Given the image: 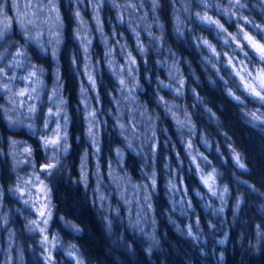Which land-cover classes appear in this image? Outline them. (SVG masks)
I'll return each instance as SVG.
<instances>
[{
	"label": "trees",
	"instance_id": "trees-1",
	"mask_svg": "<svg viewBox=\"0 0 264 264\" xmlns=\"http://www.w3.org/2000/svg\"><path fill=\"white\" fill-rule=\"evenodd\" d=\"M52 2L55 10H51L64 27L60 40L55 43L50 35L41 36L37 46L49 53L50 60L46 57L38 63L34 52L27 65L31 71L34 64L42 70L45 88L52 85L53 71L59 76L69 151L49 157L40 148L39 130L34 136V129L26 125L10 127L2 112L5 94L0 92V264H67L69 260V264L78 260L82 264H264V103L246 90L240 78L242 70L252 78L264 69V61L244 37L246 32L264 44V0H240L243 7H237L235 0H157L156 7L152 0H98L95 5L102 2L104 9L94 17L88 14L92 10L88 0H77L70 15L73 22L80 19L77 6L87 2L88 9L81 14L88 28L75 34L66 29L69 19L61 1ZM0 4L12 17L11 2L0 0ZM202 17L218 21L222 29ZM14 22L0 21V31L13 32L0 40V53L9 47L5 41L14 44L0 62L11 77L15 73L7 61L34 46L15 18ZM131 37H136L135 45L126 48L135 63L117 66L123 43ZM116 68L129 70L130 77L122 81H135L139 87L133 104L122 96L128 97V92L121 94ZM47 92L37 114L38 128L45 111L54 109L48 105ZM121 108L127 127L118 125ZM87 110L95 117L93 133H97L91 136L86 132ZM130 136H145V142L128 144ZM14 139L30 144L35 170L19 174L12 170L8 145ZM92 146L100 147L97 162L105 172V183L106 178L114 181L116 154L119 158L127 152L123 170L128 176L122 180L133 182L143 202V193L149 195V209L144 208L153 223L149 228L134 223L139 222L138 214L125 205L110 202L119 209L105 208L101 198H116V192L93 189L90 177L81 176L80 164L91 160ZM148 154L153 156L152 166L143 161ZM51 158L55 162L51 172H38ZM145 169L147 174L155 173L153 181ZM30 171L39 173L47 187L51 211L44 229L47 243L32 228L35 225L31 227L33 221L35 227L42 225L37 212L26 213V207L12 201L8 192H17ZM209 172L215 173L217 187L226 194L221 199L201 182L199 176ZM172 185L175 193H168ZM54 241L58 244L52 247Z\"/></svg>",
	"mask_w": 264,
	"mask_h": 264
},
{
	"label": "rangeland",
	"instance_id": "rangeland-1",
	"mask_svg": "<svg viewBox=\"0 0 264 264\" xmlns=\"http://www.w3.org/2000/svg\"><path fill=\"white\" fill-rule=\"evenodd\" d=\"M8 1L11 2V6H13L12 17H11V12H9V11L3 12L2 18H0V21L1 22L3 21L4 23H8L9 20L12 18V22H14V18H15L18 21V24L20 25V27L27 33V34H25L26 37L28 36V39H30V42L32 44H34V46H30V49H27L28 53H27V51H25V52L23 51L25 53L24 56H20L18 58H15V60L19 61V64L21 66H16L13 64V66H12L13 71L12 72L15 73L14 77L19 76V73H21V76H19V78L16 77L15 79H12V77L9 76V74L6 71H4L3 76H0V92L5 94L4 99L6 100V104H5V106H3V110H2V112L4 114L3 115L4 120L10 125V127L18 128V127L26 125L29 128L34 129L31 132L32 135L35 134V132H36L35 130H39L38 132L41 133V135H39V137H38L40 139V148L42 149V152L44 154L49 155V157H51V154L52 155L61 154V156L66 155L69 151V143L67 142V139L66 140L61 139L60 144L56 148H53L51 146H49L48 148H45L44 143H43L45 136H47L48 138H54L53 134L56 131L58 125L60 126V129H61L60 136L64 137L66 135V138H68L69 122L66 119L67 116L65 117V115H64L63 99L59 95V91H60L59 76H57L54 71L52 72V76L50 77V84H52V85H50L49 88H45V85L43 84V78L40 77L43 74L42 71L39 72L38 76L34 80L26 79V77H28V75H29V72L31 71L30 67L27 65V60L30 59V57L32 58V55L34 52H36V54L39 55V58L38 57L35 58L36 62L40 63L41 60L45 59L46 57H48L47 61L50 60L49 53L47 51H44V49H41L39 46H37V44H38L37 42H38V40L43 41L41 36L47 37L48 35H50L49 38H52L55 43H58L60 40V35L62 33V30L64 29V27L62 28V23H61L62 20L60 19V17L57 20V13L52 11L50 3H47V1H49V0H8ZM60 1H61L60 5L64 6L65 11H66L67 16H68V19H69V25L67 26L66 29H68V31L70 30L72 34H75V30H77V29L81 30V29L86 28L88 24H87V22H85L84 18L82 17L83 14H81V13L82 12L86 13V10L88 9L87 2H84L82 7H81V5L77 6V8L80 12V15H79L80 19L77 18L73 22L72 17L70 15V12L72 11V9L76 10V6L73 5V3H75L77 0H74V1L70 0V2L72 3V7H70L68 0H58V2H60ZM96 2H98V0H88L89 6H92V10L88 14H92V17H94V15L96 13L98 15V13H100V11H102L104 9V4H102V2L98 3L97 6L95 5ZM79 20H80V26L78 27ZM63 25L65 26L64 20H63ZM93 26L95 27V23H93ZM87 31H88V29H87ZM10 33H13V32H10V29L7 30V32H5L4 39L6 38V36H10V35H8ZM87 38L90 39L89 37H87ZM134 39L136 40V37H134ZM134 39H133V37H131L127 41L128 43H126V42L123 43L125 45V50H121L120 57L122 59H121L120 63H118L117 66L123 67L122 66L123 64H125V66H126L130 61H132V59H131L132 53L129 50V48H126V45L128 46L129 44H134ZM2 42L3 41L1 40V43ZM4 44L6 46L11 47V48L14 45L11 42H7V41H5ZM9 47L7 49H9ZM7 49H4L0 53V62H1V59L4 57V55H7V52H8V51H6ZM131 49L135 50L136 48L133 47ZM16 53H14L15 57H17ZM84 58L86 59V61L89 62L88 56H86V52H84ZM15 60L10 61V62L7 61V64L12 65L11 63L15 62ZM111 63H114L113 60L111 61ZM94 65L96 67V70L98 71L99 65L97 63H95ZM227 65H229V64H227ZM34 66L37 69L36 64H34ZM93 68H94V66H93ZM113 68H114V65L112 64V69ZM116 69H117L116 71H118L120 73V80L117 76H116V79H118V81L120 82L121 94L123 91L128 92V97H127V95L125 96L124 94H122V96L125 99H129V102L131 104H133L134 99H135V98H133V93L135 92L138 94L139 87L136 88L137 86L135 85V81H132V82L128 81V82L121 83L122 78L124 77L126 80V77H130L129 75H131V72H129V70H127V69L126 70H123L121 68H116ZM241 73L242 74H240V78H241L242 82H244L246 84L249 83L250 85H252L253 88H256L257 90H259V88H260L259 81H254L243 70L241 71ZM124 84H126V87ZM4 85L8 86L7 90H5ZM122 86H123V88H122ZM32 89H35V91L33 92ZM47 89H48L47 93H49L48 105L54 106V109H49V110L47 109V111H45L44 120H43L42 124L40 125V127L38 128L36 125L37 124L36 119L38 116L37 114H38L39 109L43 108V107H41V105L43 103V95ZM21 91H25V95H23V96L17 95V93H19ZM80 96L82 97L81 92H80ZM122 96H121V98H122ZM130 97H132V98H130ZM113 101L115 104L117 103V100H113ZM32 106L35 107V111L30 112L29 108ZM124 110H125V108H121L118 111V125L120 127H127L129 124V122L124 119V114H123ZM50 112L52 113L51 115H50ZM124 113H126V111ZM52 118H55L52 121V124L54 122L55 123H54L53 127L50 128V126L52 125V124L50 125V121L52 120ZM94 118H95L94 113L91 112L90 110L89 111L87 110L86 115H85V119H87L86 132L89 133V129L91 128V133L93 135H95L97 133V132L93 133V131L96 130V129H94V127L96 128ZM45 121H48L47 127H45ZM88 123H89V126H88ZM180 127L182 129H185V126L181 123H180ZM147 128H146V130H148ZM20 131L21 130H18V132H20ZM149 132H151V131H149ZM144 142H145V136H141L137 139L133 136H130L128 139V144L138 143V144H136L137 146L143 145ZM9 143H10V140H9ZM65 146H66V150H64ZM129 148L132 149L131 146ZM27 150H30V152ZM127 150H129V149L126 148V151ZM142 150H144V149H142ZM129 151H131V150H129ZM155 151H156V148H155V144H154V148H152V152H153L154 157L156 155ZM8 152H9V159L11 161L12 170L15 172V174H16V172L19 174V172L23 171V170L29 171V170H35L36 169V164H34V159H33V149L30 147V144H28L24 140L14 139L8 145ZM124 152L125 151H122V154H121L122 157L118 158V155H119V153H118V154H116V157H114V159H113V160H115V164L112 168L113 169L112 174L115 175L114 181L112 178L111 179L106 178L107 183H105L103 181L104 177L106 175H105V172H103V171L101 172V170L99 168V164L97 162V159L99 160V155L101 154L99 146H92L91 153H90L91 154L90 155L91 160L89 162L87 159H85L83 162H81V164H80L81 173L80 174L84 179H86V177H90V181L92 182V184H94L93 189L95 187L96 189H98V191L100 190L101 192H103V190H101V189L104 188V190L106 191L107 194H110L112 192H116V198H111V195H109V196L107 195L106 197L101 198V202H106L105 208H109V207L114 208V209H112V211L115 209H119L116 206H113V207L110 206V202H113V203H115V205H120L123 207L126 206L127 209H129V211H130V209H133L132 211H134V213H137L138 217H139L138 218L139 222L134 221V223L139 224L142 229H143V227L149 228L150 225L153 224L152 221L147 219L145 216V209L146 210L149 209V195L146 193H143V196H142L144 198V202H143V199L140 198L142 192L137 190V188H136V186H134L133 182H129L128 179L125 181L122 180L123 176L125 177L124 179H126L128 176L127 174L125 176V172L123 170L124 157L127 154V152H126L125 155H123ZM138 152H136V155L138 154ZM88 154H89V152H88ZM103 156L105 157V154ZM153 156L148 154V155H146V157L144 158L143 161L145 163L148 161V164L150 166H152L154 164V160H152L151 157H153ZM48 160H50V163L55 164V162L53 161L52 158L48 159ZM44 168H45V166H39L38 172L43 170L44 174H48V171L51 172V170H52V169H48L47 171H45ZM144 172H145V175L148 176L147 178H149L151 181H153V178H156L155 173L147 174L146 169ZM108 173L110 174L109 169H108ZM209 176H211V179H208ZM199 177L201 178L202 184L206 187V189L210 192V194L212 196L218 197L219 199H221V196L226 195L224 191L219 190V188L217 187L216 181H215V173L209 172L207 174H202ZM205 179L208 180L207 184L204 182ZM171 183H168V185H170ZM46 189H47V187L45 186V184H44L43 180L41 179L39 173H36V172L34 173V172L30 171L28 179L21 180V184L19 185L17 192H14V190H12V189H10V191H8L9 195H11V197L14 198V199H12V201L15 200L17 202H21L23 204V206L26 207L25 208V209H27L26 213H31L34 211L37 212L38 219L41 221L42 225L39 227L38 226L35 227L36 224H34V223H32V224L30 223V224H31V227H32V225H35L32 228L34 230L38 231L43 236H45L44 235L45 230L42 233L41 229H45V227L47 225L44 223V220H48L50 218V216L48 214L50 211V203H49L50 200L47 199L48 195H47ZM0 190H2L1 186H0ZM175 190H176V185H172V187L170 186L169 189H167L168 193H170V192L175 193ZM213 193H215V195ZM220 193H222V194L220 195ZM139 198H140V200H137ZM132 203H135V208L133 207ZM45 205H47L48 207H45ZM0 206H1V197H0ZM21 211H22V207H21L20 212L19 211L18 212L21 214ZM41 212L44 213L43 216L40 215ZM113 213L116 214V211H114ZM26 215H28V214H26ZM50 215H51V213H50ZM128 219L131 220L130 216L128 217ZM32 228H30V226H29V231H31V233L33 230ZM37 228H39V230ZM42 238H45V237H42ZM53 244L54 245H52V247L56 246L58 244V241L57 242L54 241ZM48 252H50V251H48ZM74 257H76V255L73 256V258ZM69 261L71 262L72 260H69ZM70 262H67V264H69ZM72 264H77V261L72 262Z\"/></svg>",
	"mask_w": 264,
	"mask_h": 264
},
{
	"label": "snow or ice",
	"instance_id": "snow-or-ice-1",
	"mask_svg": "<svg viewBox=\"0 0 264 264\" xmlns=\"http://www.w3.org/2000/svg\"><path fill=\"white\" fill-rule=\"evenodd\" d=\"M152 2H153V6L154 7H156V6H158V4H157V0H152ZM49 3H50V5H51V8L53 9V10H55V4L52 2V0H49ZM235 4H236V6L237 7H243L244 5L240 2V0H235ZM3 5L2 4H0V13H3ZM77 15H79L78 13H77ZM59 19V16H58V14H57V20ZM201 19H207L210 23H215L216 25H217V27L218 28H221L222 29V26L219 24V22L218 21H212L210 18H208V17H202ZM257 27H259V26H257ZM4 37H5V32H3V31H0V40H3L4 39ZM244 37H245V39L248 41V43L256 50V52L258 53V55H259V57H260V60L261 61H264V44H261V43H258L252 36H250V35H248V33H244ZM30 38V37H29ZM233 39H235V37H233ZM58 42V41H57ZM205 43L207 44V41H205ZM209 47H211V45H208ZM237 47L239 48L240 47V45L238 44L237 45ZM242 50V49H241ZM141 51H143V49L141 48ZM16 55H17V57H20V56H24L25 55V53L23 52V51H18L17 53H16ZM245 55H247V53L245 54ZM132 63H135V61L133 60L132 61ZM15 65L16 66H21L20 64H19V61H16L15 62ZM13 65H9V67H12ZM40 71H42V70H40V69H35V66H33V70L32 71H30L29 72V75H28V77H26V79H32V80H34L37 76H38V74H39V72ZM240 73L238 72L237 73V75H239ZM4 75V69L2 68V67H0V76H3ZM250 76H251V74H249ZM16 77H12V79H15ZM90 79H91V77H90ZM243 79V78H242ZM252 79L254 80V81H259V83H260V88H259V90H257L256 88H253V87H250L248 84H245V88H246V90H248L249 92H250V94L251 95H253V96H255L261 103H264V69H260L257 73H256V75L255 76H253L252 77ZM121 83H123V81H121ZM4 88H5V90H7L8 89V86L7 85H4ZM32 91L34 92L35 91V89H32ZM17 95H20V96H23V95H25V91H21V92H19V93H17ZM229 95H231V93H229ZM31 98V97H30ZM236 99H239L238 97H236ZM29 111L31 112V111H35V107L34 106H32V107H30L29 108ZM52 113L50 112V115H51ZM254 116H255V114H253ZM257 119H258V117H256ZM47 125H48V121H45V127H47ZM60 131H61V129H60V126L58 125L57 126V129H56V131L54 132V134H53V137L54 138H48L47 136H45V138H44V141H43V143H44V146H45V148H48L49 146H51V147H53V148H56L59 144H60V141H61V139H65L66 140V135L64 136V137H61L60 136ZM92 133H91V128L89 129V135H91ZM64 150H66V146H65V149ZM27 151H29L30 152V150H27ZM236 160H237V163H239L240 164V167L241 168H244V165L242 164V163H240V161H239V156L238 155H236L235 157H234ZM55 167V165L53 164V163H48V164H46L45 165V168H44V170L45 171H47L48 169H52V168H54ZM208 179H211V176H209V178ZM206 184H207V182H208V180L207 179H205V181H204ZM214 195H215V193H213ZM45 207H48L47 205H45ZM49 216H50V211H49ZM40 215H44V213L43 212H41L40 213ZM32 223H36V221H33ZM44 223L45 224H47V220H44ZM43 231H44V229H41V232L43 233ZM190 235H191V233H189ZM47 237L45 236V238H44V243H47ZM221 243H223V241H221ZM71 254V253H70ZM75 258V257H74ZM77 264H82V261H77Z\"/></svg>",
	"mask_w": 264,
	"mask_h": 264
},
{
	"label": "bare ground",
	"instance_id": "bare-ground-1",
	"mask_svg": "<svg viewBox=\"0 0 264 264\" xmlns=\"http://www.w3.org/2000/svg\"><path fill=\"white\" fill-rule=\"evenodd\" d=\"M100 63L102 64V61H100Z\"/></svg>",
	"mask_w": 264,
	"mask_h": 264
}]
</instances>
